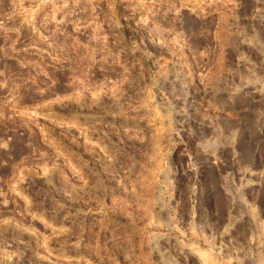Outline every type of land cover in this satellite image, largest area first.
<instances>
[{
  "label": "rangeland",
  "instance_id": "rangeland-1",
  "mask_svg": "<svg viewBox=\"0 0 264 264\" xmlns=\"http://www.w3.org/2000/svg\"><path fill=\"white\" fill-rule=\"evenodd\" d=\"M0 264H264V0H0Z\"/></svg>",
  "mask_w": 264,
  "mask_h": 264
}]
</instances>
